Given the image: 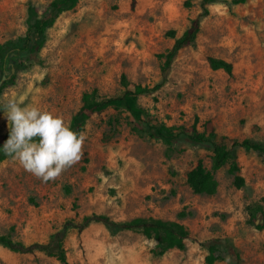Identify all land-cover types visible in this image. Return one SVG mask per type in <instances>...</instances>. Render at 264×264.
<instances>
[{
	"label": "rangeland",
	"instance_id": "1",
	"mask_svg": "<svg viewBox=\"0 0 264 264\" xmlns=\"http://www.w3.org/2000/svg\"><path fill=\"white\" fill-rule=\"evenodd\" d=\"M51 0H0V43L27 30V8L40 13ZM185 0H80L46 30L37 55L19 52L14 81L0 90L62 117L70 127L85 92L119 97L136 85L162 79L163 58L201 11ZM196 46L181 49L167 82L140 95L138 104L154 123L190 126L211 119L219 135L264 144V0H217L208 5ZM222 57L234 71L212 70L207 56ZM123 77L124 82L123 83ZM124 106L85 121L79 162L55 181L43 182L11 157L0 162V234L25 243L50 242L67 220L100 213L115 220L154 217L183 223L193 239L184 249L159 253L158 241L140 229L112 232L102 223L69 229L67 263L44 252L19 253L0 244V264H264V153L238 151L235 184L228 165L215 173L214 193H196L187 181L199 160L210 169L211 146L180 135L169 147L133 129ZM9 130L0 108V135ZM200 130H203L201 127ZM184 214V215H181ZM203 243H205L203 245Z\"/></svg>",
	"mask_w": 264,
	"mask_h": 264
},
{
	"label": "trees",
	"instance_id": "2",
	"mask_svg": "<svg viewBox=\"0 0 264 264\" xmlns=\"http://www.w3.org/2000/svg\"><path fill=\"white\" fill-rule=\"evenodd\" d=\"M80 0H51L40 13L39 8L29 3L27 8V30L24 36L16 40H7L0 43V60L3 62L5 56L11 52H21L29 56L37 55L46 41V30L52 25L56 17L64 11L73 9ZM217 0H202L201 11L191 19L188 28L180 37H176V32L170 34L175 38L171 48L160 55L163 58L162 79L152 87L136 85L133 90L128 89L122 96L101 98L97 89L85 92L82 96V105L73 115L70 128L77 132H83L85 121L95 113L102 112L110 107L124 108L130 112L135 122L133 129L142 133H147L150 137L161 138L169 147L180 135H186L189 139L211 146L213 150L212 165L208 169L202 160H199L187 174V181L196 193H214L217 189L215 173L222 167L228 165V171L234 177L235 184L242 187L245 183L244 177L240 174L238 163L239 149L254 150L264 153V144L256 142L251 138H232L227 135H219L211 119L201 122V118L196 116L193 123L188 126H168L164 123H154L152 116L138 104L140 95L152 93L159 90L168 80L173 61L178 52L188 46H196L198 34L201 30L202 20L210 14L208 5ZM195 0H185L184 5L191 7ZM207 63L212 70H223L228 74L234 71V64L222 57L214 55L207 56ZM14 81L13 79L10 81ZM123 83L124 77H123ZM203 130H200V128ZM10 135V129L0 135V162L8 158L3 146ZM38 141V138H36ZM184 215V214H181ZM93 223H102L112 232L120 230L140 229L149 238L158 241L159 253H164L168 249H184L188 241L193 239L190 230L181 222L176 220H164L154 217H134L128 220H115L108 215L92 213L85 215L81 222L73 219L67 220L62 229L57 231L50 242L35 241L25 243L16 240L9 235L0 234V244L8 249L19 253L44 252L55 257L63 263H67V256L64 249V240L71 228H76L80 232L88 228ZM259 229H264L263 224H257ZM205 243H203L204 245ZM216 246H209V253L205 258L206 264H214L219 258L214 254Z\"/></svg>",
	"mask_w": 264,
	"mask_h": 264
},
{
	"label": "clouds",
	"instance_id": "3",
	"mask_svg": "<svg viewBox=\"0 0 264 264\" xmlns=\"http://www.w3.org/2000/svg\"><path fill=\"white\" fill-rule=\"evenodd\" d=\"M23 104L22 99L5 94L0 108L7 116L10 135L2 149L38 179L45 183L55 181L79 162L86 136L73 131L62 117Z\"/></svg>",
	"mask_w": 264,
	"mask_h": 264
},
{
	"label": "flooded vegetation",
	"instance_id": "4",
	"mask_svg": "<svg viewBox=\"0 0 264 264\" xmlns=\"http://www.w3.org/2000/svg\"><path fill=\"white\" fill-rule=\"evenodd\" d=\"M18 54L17 52H11L9 55L5 56L3 62L0 60V90L6 84L10 83L15 76L18 69V61H16ZM12 68H15L14 73L11 72ZM8 72H11V74L9 75Z\"/></svg>",
	"mask_w": 264,
	"mask_h": 264
},
{
	"label": "water",
	"instance_id": "5",
	"mask_svg": "<svg viewBox=\"0 0 264 264\" xmlns=\"http://www.w3.org/2000/svg\"><path fill=\"white\" fill-rule=\"evenodd\" d=\"M11 72L14 73L15 72V68H12ZM11 72H8V74L10 75Z\"/></svg>",
	"mask_w": 264,
	"mask_h": 264
}]
</instances>
